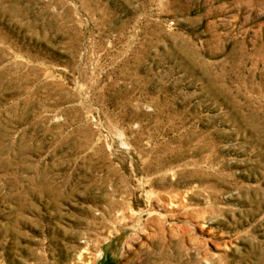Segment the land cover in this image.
<instances>
[{"label": "rangeland", "instance_id": "obj_1", "mask_svg": "<svg viewBox=\"0 0 264 264\" xmlns=\"http://www.w3.org/2000/svg\"><path fill=\"white\" fill-rule=\"evenodd\" d=\"M0 264H264V0H0Z\"/></svg>", "mask_w": 264, "mask_h": 264}]
</instances>
